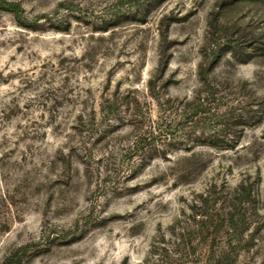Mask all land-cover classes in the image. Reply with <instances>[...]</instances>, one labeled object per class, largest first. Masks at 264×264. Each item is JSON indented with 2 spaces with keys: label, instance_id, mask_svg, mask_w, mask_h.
<instances>
[{
  "label": "rangeland",
  "instance_id": "rangeland-1",
  "mask_svg": "<svg viewBox=\"0 0 264 264\" xmlns=\"http://www.w3.org/2000/svg\"><path fill=\"white\" fill-rule=\"evenodd\" d=\"M0 264H264V0H0Z\"/></svg>",
  "mask_w": 264,
  "mask_h": 264
}]
</instances>
